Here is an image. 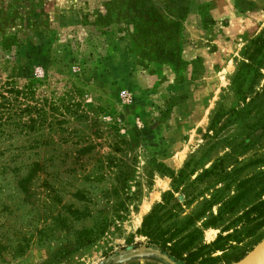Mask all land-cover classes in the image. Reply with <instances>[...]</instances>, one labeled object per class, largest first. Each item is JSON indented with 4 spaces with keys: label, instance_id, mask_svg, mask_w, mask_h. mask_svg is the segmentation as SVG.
I'll use <instances>...</instances> for the list:
<instances>
[{
    "label": "rangeland",
    "instance_id": "rangeland-1",
    "mask_svg": "<svg viewBox=\"0 0 264 264\" xmlns=\"http://www.w3.org/2000/svg\"><path fill=\"white\" fill-rule=\"evenodd\" d=\"M192 7L0 0V264H177L135 232L179 170L159 229L194 225V245L220 235L218 263L264 237L246 233L258 210L242 216L237 187L264 166L230 165L264 159V55L248 61L264 52V0L260 25L226 43L187 44Z\"/></svg>",
    "mask_w": 264,
    "mask_h": 264
},
{
    "label": "trees",
    "instance_id": "trees-1",
    "mask_svg": "<svg viewBox=\"0 0 264 264\" xmlns=\"http://www.w3.org/2000/svg\"><path fill=\"white\" fill-rule=\"evenodd\" d=\"M256 40H260V39L258 38ZM257 55H260V58L264 55L261 44L257 45L252 50V52L248 56V61L252 63L251 60H254ZM259 61L260 59L258 58V60H256L254 64L257 65ZM247 68H249V65L247 63H242L241 68L236 72V74L233 77L234 86L236 87V91H235L236 94L240 93L239 84L243 79V77L245 76V72ZM257 95L258 94H256V96ZM244 101L245 99H243V102ZM230 112H232L230 115V119L231 117L235 119L237 117V113L235 112L234 115V110ZM1 115L2 112L0 106V118ZM217 116L218 113L214 115V117L212 118V122L217 120ZM222 161H223L222 158H217L216 161L212 164L211 168L221 164ZM230 165L232 166V172L244 169L246 167H250L252 165H256L255 167L259 168L264 166V159L254 158V159H249L246 162H241L235 156L234 158L231 159ZM203 172L204 173L208 172V170H204ZM171 177H172V188H173L172 191L173 190L183 191L185 188L184 186L181 187V185L183 184L184 178L186 177L183 171L179 170V172L176 175H172ZM241 182L242 183H240V185L237 184V187H242L243 183H248V187L244 188V190H242V192L239 195L240 198L244 199L243 207L248 206L243 211L242 216L247 217L248 212L252 210H258L255 218L251 220L252 223L250 224V226L246 228V233L249 232L251 233L255 229L264 225V199H260L264 195V170H258L256 175H252V176L249 175L245 180H242ZM172 191H169L162 196L160 203L156 204L151 209V211L143 218L140 228H138L135 232L139 235L146 237L147 241L153 246H155L158 252L163 254L171 261L177 264H233L238 262L240 259H242L262 239V237H259L251 245L246 247L243 251L232 255L230 254V257L225 256L226 259L225 263H218L217 262L219 260L218 257L210 256V254L211 252H214L215 250L218 249L217 242L221 238L220 235H218L213 241H211L208 244L194 245L192 240L193 235L194 232L198 231V229L194 227V225H192L191 231L186 232L181 236H179V234L186 229V226H183L181 229L175 227V225H173L172 227L168 226L167 228L164 229H159L156 226V223L162 220V214L159 213V210L162 209L169 210L170 207L168 205L170 203V200H174L172 196ZM175 203L177 202H174L171 205L174 206ZM205 248H209L210 250V253L207 257H203L199 255V251Z\"/></svg>",
    "mask_w": 264,
    "mask_h": 264
},
{
    "label": "crops",
    "instance_id": "crops-1",
    "mask_svg": "<svg viewBox=\"0 0 264 264\" xmlns=\"http://www.w3.org/2000/svg\"><path fill=\"white\" fill-rule=\"evenodd\" d=\"M240 1L252 4V9L236 8V2ZM261 2L262 0H194V7L190 9L182 24V37L188 41L187 44L189 42L194 44L195 38H198L199 42L205 41L206 43L208 41L231 42L238 33L250 31L252 28L256 29L260 25ZM202 4L208 6L205 13L199 9ZM204 20H206L205 25ZM186 55H189L188 51ZM258 250H263L261 253L264 254V237L242 259L233 264H238ZM262 260L264 261V257L260 262H263Z\"/></svg>",
    "mask_w": 264,
    "mask_h": 264
},
{
    "label": "bare ground",
    "instance_id": "bare-ground-1",
    "mask_svg": "<svg viewBox=\"0 0 264 264\" xmlns=\"http://www.w3.org/2000/svg\"><path fill=\"white\" fill-rule=\"evenodd\" d=\"M263 252V250H261ZM260 250L255 251L254 253H251L250 256H248L246 259H244L243 261L239 262L238 264H261L263 262H260L261 259L264 257L263 253H261Z\"/></svg>",
    "mask_w": 264,
    "mask_h": 264
}]
</instances>
